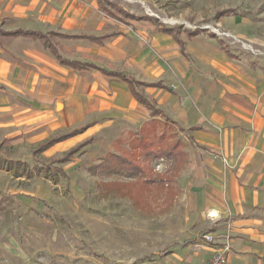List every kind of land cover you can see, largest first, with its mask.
<instances>
[{
  "label": "crops",
  "instance_id": "crops-1",
  "mask_svg": "<svg viewBox=\"0 0 264 264\" xmlns=\"http://www.w3.org/2000/svg\"><path fill=\"white\" fill-rule=\"evenodd\" d=\"M213 19L257 53L208 27L133 14L122 0H0V147L9 149L0 152H78L117 120L181 128L185 159L162 173L181 178L182 232L140 264L203 263L214 252L205 234L229 236L231 264H264V17L219 6ZM27 33L50 36L62 58L86 67L62 64ZM101 70L148 84L155 113ZM64 134L73 135L42 151Z\"/></svg>",
  "mask_w": 264,
  "mask_h": 264
},
{
  "label": "rangeland",
  "instance_id": "rangeland-1",
  "mask_svg": "<svg viewBox=\"0 0 264 264\" xmlns=\"http://www.w3.org/2000/svg\"><path fill=\"white\" fill-rule=\"evenodd\" d=\"M122 1L133 14L190 30L225 29L213 19L219 6L264 17V0ZM158 122L171 140L184 142L176 124ZM139 126L117 120L78 152H0V264H140L181 234L180 177H167L163 188L140 187L130 176L102 171L113 142L123 138L127 146L128 132ZM0 148L7 150L8 143ZM137 156L144 167L147 160ZM152 164L158 173L171 172L168 161Z\"/></svg>",
  "mask_w": 264,
  "mask_h": 264
},
{
  "label": "trees",
  "instance_id": "trees-1",
  "mask_svg": "<svg viewBox=\"0 0 264 264\" xmlns=\"http://www.w3.org/2000/svg\"><path fill=\"white\" fill-rule=\"evenodd\" d=\"M197 30H193L192 34L196 33ZM24 37H30L38 40L43 44L50 52L60 61L62 64L72 66L74 68L86 67V63H80L77 61H69L62 58L57 52V46L51 42L50 36H43L37 33L21 34ZM108 77H116L126 82L131 90L134 98L141 104L152 110V114L155 113L153 105L146 98L141 90V87L147 86L148 84L139 82L127 75L120 73H113L105 70H101ZM154 85V84H150ZM149 86V85H148ZM168 122V120H167ZM161 124L158 120H150L143 124L137 131L128 132L127 146H124L125 140L118 138L113 142V151H110L104 158V165L102 171L107 175H127L135 179L137 186H156L163 188L168 184V176L166 173H158L153 168L155 161H168L174 164L175 168H178L179 164L183 163L185 159V153L182 149V143L179 140H171L169 135L161 132ZM73 134H64L58 136L52 140L47 141L42 145V151L48 149L53 144L63 141L69 138ZM81 146V145H80ZM78 146V147H80ZM73 152V151H72ZM142 153L141 158H145L147 163L143 167V163L137 155ZM151 163V164H150ZM170 247L163 250L166 252ZM150 255L147 259L152 258Z\"/></svg>",
  "mask_w": 264,
  "mask_h": 264
},
{
  "label": "built area",
  "instance_id": "built-area-1",
  "mask_svg": "<svg viewBox=\"0 0 264 264\" xmlns=\"http://www.w3.org/2000/svg\"><path fill=\"white\" fill-rule=\"evenodd\" d=\"M212 31H215V33L222 38L229 39L230 44H236L243 50L257 53V51L254 50L252 46L236 38L230 33L220 32L217 30H212ZM222 161L226 164V160L224 158ZM201 241L207 245H211L214 252L207 261L200 263V264H231L229 261V254L231 251V246H230L229 236L227 234H225L224 238H222L220 242H216L214 237L210 234L202 235Z\"/></svg>",
  "mask_w": 264,
  "mask_h": 264
}]
</instances>
